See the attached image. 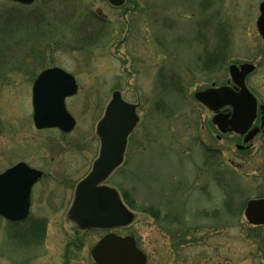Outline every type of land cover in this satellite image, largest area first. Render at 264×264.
I'll list each match as a JSON object with an SVG mask.
<instances>
[{
    "label": "rangeland",
    "instance_id": "374dc122",
    "mask_svg": "<svg viewBox=\"0 0 264 264\" xmlns=\"http://www.w3.org/2000/svg\"><path fill=\"white\" fill-rule=\"evenodd\" d=\"M260 1L0 0V173L21 161L44 172L18 224L25 233L34 220L44 224L42 241L22 246L0 217V264H95L91 249L107 232L76 230L67 212L97 156L96 124L115 90L139 104L140 120L106 182L136 217L111 232L134 237L146 264H264V230L249 229L243 215L248 199L264 197V150L256 142L238 153L217 141L193 96L224 80L225 60L260 45ZM50 67L78 85L66 100L71 134L33 125L32 84ZM209 137L210 157L197 142ZM229 196L235 204L225 207Z\"/></svg>",
    "mask_w": 264,
    "mask_h": 264
},
{
    "label": "water",
    "instance_id": "95a60500",
    "mask_svg": "<svg viewBox=\"0 0 264 264\" xmlns=\"http://www.w3.org/2000/svg\"><path fill=\"white\" fill-rule=\"evenodd\" d=\"M31 4L34 0H12ZM113 6H121L124 0H107ZM260 17L257 27L264 37V1L260 4ZM247 67H242L244 75ZM232 77L236 76L235 67H230ZM77 92L74 78L55 67L39 74L32 88L33 120L37 129L57 127L70 132L74 119L66 111L64 100ZM226 95V89H208L196 92L194 97L212 110L220 104L216 100ZM241 95L250 94L243 91ZM251 96V95H250ZM253 98V97H252ZM234 107L230 128L220 114L213 123L220 131H241L234 124L237 120H250L255 109V100L248 102H229ZM136 104L126 102L120 91H114L107 104L103 117L97 124L96 133L100 138V152L89 174L81 180L75 190L67 219L80 230H111L130 225L135 214L122 202L119 193L104 185L111 173L121 164L126 148L127 137L139 121ZM256 133L252 132L251 136ZM250 136V137H251ZM41 172L29 168L24 163L16 164L0 174V216L12 222L24 220L29 213L30 191ZM243 215L251 226H264V198L250 199L246 202ZM91 258L96 264H146L147 258L132 236H120L109 232L91 249Z\"/></svg>",
    "mask_w": 264,
    "mask_h": 264
},
{
    "label": "flooded vegetation",
    "instance_id": "af4514ba",
    "mask_svg": "<svg viewBox=\"0 0 264 264\" xmlns=\"http://www.w3.org/2000/svg\"><path fill=\"white\" fill-rule=\"evenodd\" d=\"M262 1L264 0H261L259 2V5ZM259 5H258L259 14L256 17V20L260 15ZM256 20H255L256 31L253 34L255 38L259 39L258 44L260 45L254 46V48L246 47L245 54L243 53V56L232 58L231 60L230 59L225 60L226 75H225L224 80L220 82L218 86H215L214 84L210 86L213 88L225 87L226 89V95L221 97L220 100H216V104H220L217 110L216 111L210 110L204 105H202L201 103H199L209 115L208 121H209L210 127L212 126L213 128L216 129V133H217L215 135L216 140L217 141L226 140V146L232 147L233 150L235 149V152L237 151L238 153H245V152H249L250 150L254 149L256 142H260L259 144L260 148L257 150H260V149L264 150V37L262 36V34L257 28ZM222 56H221V59L226 57L225 51L222 52ZM222 61L223 60H221V65H222ZM243 65H247L248 70L246 71L244 75H241V71H242L241 67ZM232 66H235L238 70L236 72L235 77H232L230 74V67ZM210 87H207V88H210ZM244 87L248 90V92L252 96L241 95V93L245 91ZM199 91H203V89ZM252 97L255 100V109L253 111V114L251 115L252 116L251 119L249 121L248 120L246 121L237 120L234 122V124L238 126L241 131L239 132L226 131L225 133L220 132L218 127L213 123V117L215 115L220 114L221 117L224 119V121H226V127L230 128L231 125L229 124V121L232 120L233 113H234V107L230 103H228L229 100L231 99L234 101V103L237 102L238 104L241 102H248V105L251 106L250 103L253 101ZM74 129L70 133H64L60 131L59 129L54 128V130L60 131L61 133H63V135L71 134L74 131ZM45 130H51V129H45ZM255 130H256V133L251 136L252 132ZM197 142L204 149V152H203L204 156H209V153L212 154L213 151L216 150V148L212 147L213 145L210 143V137H209L208 143L206 142V140L202 138H200ZM99 148H100V145H99ZM99 148H98L97 156L99 155ZM125 154H126V151L124 153V159H125ZM124 159H123V162H124ZM212 164H213V161L211 158L210 165H208L207 167L212 169L213 167ZM206 165L207 164H205V166ZM31 168L33 167L31 166ZM37 170L41 171L42 175L39 178V180L35 183V185L41 180V178L44 175V172L42 170L40 169H37ZM225 173H226L225 171L223 172V170H221V175Z\"/></svg>",
    "mask_w": 264,
    "mask_h": 264
},
{
    "label": "trees",
    "instance_id": "16d2710c",
    "mask_svg": "<svg viewBox=\"0 0 264 264\" xmlns=\"http://www.w3.org/2000/svg\"><path fill=\"white\" fill-rule=\"evenodd\" d=\"M13 19L14 18L11 17L10 19H6L5 21H9L11 23L13 21ZM217 56H219V55L214 56L213 59H216ZM124 197H125V201L131 205V200L129 199V197H126L125 195H124ZM234 200L235 199L231 196H229L228 198H225L224 206L226 207V206L234 205L235 204ZM236 202H237V200H236ZM9 225L14 227L13 230H11V231L14 232L16 230L15 233L8 235V236H10L9 238L13 239V240L17 239V241H19V243L22 246L27 247V246H31V244L33 246L34 243L39 244L42 241V238H43L42 236L44 233V226H43L44 224H42L41 222H36L34 220V223L29 224L30 229L26 228V229H28L27 233L22 232L23 228L20 227V225H18V224L9 223ZM248 228L251 230H264V228H262V227H248ZM261 238H264V237L261 236Z\"/></svg>",
    "mask_w": 264,
    "mask_h": 264
}]
</instances>
